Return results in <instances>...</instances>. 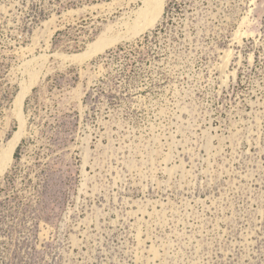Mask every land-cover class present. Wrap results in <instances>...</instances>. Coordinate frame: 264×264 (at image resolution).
<instances>
[{
    "label": "rangeland",
    "instance_id": "374dc122",
    "mask_svg": "<svg viewBox=\"0 0 264 264\" xmlns=\"http://www.w3.org/2000/svg\"><path fill=\"white\" fill-rule=\"evenodd\" d=\"M143 6L0 0V264H264V0Z\"/></svg>",
    "mask_w": 264,
    "mask_h": 264
},
{
    "label": "bare ground",
    "instance_id": "6f19581e",
    "mask_svg": "<svg viewBox=\"0 0 264 264\" xmlns=\"http://www.w3.org/2000/svg\"><path fill=\"white\" fill-rule=\"evenodd\" d=\"M142 2L144 4V6L142 8H139L138 11L135 13L136 18H135L134 22L128 23V24L125 23L128 29L133 28V30H135V32H134L135 35H139V34L141 35L142 33L146 32L147 30L154 28L160 22V20L163 18V15L165 14L168 0H142ZM114 27H115V25H114ZM115 29H117V28H115ZM110 32H111V29H110L109 33ZM119 41H120V39H117L115 37L107 39L105 37V35L103 34V36H101L98 40H96L95 43H92L89 46V48L86 52H84L82 54L80 53L77 55H72L68 58H70L74 61H79V62H84V61H87L90 59L92 60V58H94L95 56H97L100 53L105 52L108 48H110L112 46L114 47V45H116ZM226 56H229V55H226ZM226 63H227V61H226ZM36 67H37V65H36ZM41 67H42V64H41ZM35 70H37V69H35ZM40 73L41 72H39V74ZM33 78L35 79V77L32 76V78H31L32 80L30 79V82H26L23 85H21L22 86L21 90L19 91L17 97L15 98V109H14L15 110V116L20 122V127L14 133L12 138L7 142V144L4 145L1 149V152H0V178L5 176V174L10 169V167L13 166L12 165L13 161H15L14 160V154H15L17 148L19 147L20 143L23 141L22 139L25 136L26 130L24 131V122L25 121L23 118L24 104H25V100L28 97V94L30 95L32 86L34 84L35 85L38 84V83H34L35 81ZM36 80H38V79H36ZM25 117H27V116H25Z\"/></svg>",
    "mask_w": 264,
    "mask_h": 264
}]
</instances>
